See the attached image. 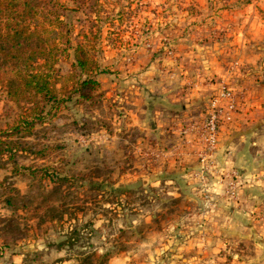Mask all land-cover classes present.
I'll return each mask as SVG.
<instances>
[{
  "label": "rangeland",
  "instance_id": "rangeland-1",
  "mask_svg": "<svg viewBox=\"0 0 264 264\" xmlns=\"http://www.w3.org/2000/svg\"><path fill=\"white\" fill-rule=\"evenodd\" d=\"M53 1L70 42L57 37L68 46L54 78L60 103L48 104L44 122L23 139L43 148L44 158L19 154L12 164L0 154V192L19 190L10 194L15 209L0 204V264H264V142L247 138L245 160L229 166L217 156L220 167L239 171L232 188L230 177L202 176L199 149L186 142L194 137L184 131L188 124L180 127L181 148L180 138L165 134L137 141L144 134L128 118L138 91L191 89L185 71L195 69L193 42L198 26L214 22V8L227 12L217 17L225 16L233 31L200 34L222 43V61L235 65L213 81L233 83L240 111L249 86H264V0ZM79 44L99 67L90 99L74 91V82L86 77L72 65ZM6 80L0 78V132L28 107L9 97ZM259 103L255 113L262 114ZM261 125L248 137L261 136ZM239 133L231 134L230 145L240 146ZM182 150L190 156L179 163Z\"/></svg>",
  "mask_w": 264,
  "mask_h": 264
},
{
  "label": "trees",
  "instance_id": "trees-1",
  "mask_svg": "<svg viewBox=\"0 0 264 264\" xmlns=\"http://www.w3.org/2000/svg\"><path fill=\"white\" fill-rule=\"evenodd\" d=\"M56 7L53 0H0V78L7 77L5 90L13 101L28 104L26 112L0 132V154L6 163L17 164L19 154L33 159L45 155L43 148L23 139L34 132L36 124L44 122L48 104L56 109L60 103L54 78L59 53H65L68 46L57 44V37L65 40L64 44L69 39L63 22L56 16ZM72 65L86 75L74 82V91L83 99H90L100 84L93 75L99 67L83 44L75 48ZM2 168L5 165H0ZM35 173L32 166L30 174ZM41 176L51 177L48 173ZM17 188L3 187L0 196H6L0 197L2 206L15 209L17 200L10 194L18 193Z\"/></svg>",
  "mask_w": 264,
  "mask_h": 264
},
{
  "label": "crops",
  "instance_id": "crops-1",
  "mask_svg": "<svg viewBox=\"0 0 264 264\" xmlns=\"http://www.w3.org/2000/svg\"><path fill=\"white\" fill-rule=\"evenodd\" d=\"M201 3V2H200ZM208 9L204 8V10L201 9L202 12L205 13ZM214 10V11H213ZM212 10V14L214 17L212 18L214 22L211 23L210 28L206 27L204 28L203 25L198 26L199 35L196 39L194 44V58L195 61V69L189 71H185L187 74H192L189 79L192 81L191 89H182L179 90V92H175V94L172 95V93H169V91H164L160 93H152V89H147L145 92L142 93L138 91V98L133 99L134 104L138 105L137 107L131 106L130 108V117L129 118V124L131 126H134L135 128L138 127L143 132V137L139 138V142L141 141H154L156 139H160L165 134L168 137H173V139L176 140L179 139L180 142L177 144V146L180 144V147L183 148L182 144V137L180 136V127L185 126L189 124L192 121H199L203 118L206 110V106L208 103L209 98L214 95L217 91V84L213 79H217L218 77H225L227 75H230L232 71H234V64H225L224 61H222L221 55H219V45H223L218 40L213 39L210 42L206 41V38L210 37V33L203 36L202 32L206 30L213 32L215 29H223L227 31H233V29H229L231 25L226 23L224 21L225 16L221 20L219 15H226L227 12L225 10L219 11L217 8H214ZM201 14V13H200ZM204 14L200 15L203 16ZM201 21V20H200ZM201 23V22H200ZM202 33V34H200ZM237 38V37H236ZM227 39L224 43L226 45L229 43V45L235 44V40L238 41V39ZM241 41V40H240ZM247 41V37L245 38V41ZM189 44H192L188 41ZM185 40H180V43L182 46L189 45ZM241 43V42H240ZM242 44V43H241ZM191 47V46H190ZM193 51V50H192ZM224 51V50H222ZM188 54V53H187ZM243 61V59H241ZM238 60L237 62H241ZM249 67V66H248ZM247 67V68H248ZM245 75V74H243ZM188 79V77H187ZM219 85V84H218ZM252 87V88H250ZM152 88V87H150ZM250 88V99H247V102L243 105L244 107L241 108L240 111L236 114L234 120L231 123H227L222 126L221 133H220V149L218 152V159L219 157L222 159V162L225 163V165L233 164L235 161V158L237 159H243L245 160V151H247V138L248 140H251L253 143H262L264 142V128L263 131H259L258 133L261 136L258 137H252L249 138L248 134L251 132L259 130V127L256 125L259 124V122L262 124L264 122V113L259 114L255 113V111H258V108H256V105L260 104L259 101H262V104L264 102V86L258 85V86H249ZM177 91V90H176ZM257 94L258 96L251 100V95ZM168 95L172 96L170 99ZM160 100V103L158 102ZM157 103H159V107H157ZM165 103V104H164ZM245 108L248 109V111H245ZM258 114V115H255ZM257 116H261L256 118ZM255 125V127H254ZM253 126V127H252ZM252 127V128H251ZM261 127H264V125H261ZM250 130L251 132H249ZM164 131V132H163ZM240 131V146L236 143H232L230 145V141L232 140L231 134H234L235 132ZM163 132V133H162ZM172 132V133H170ZM174 134V135H173ZM165 137V136H164ZM163 140V139H162ZM250 142V141H248ZM195 148L199 149L198 145H194ZM189 147V146H187ZM238 148V149H237ZM185 150V148H184ZM171 152H166L165 154H170ZM190 156V155H189ZM189 156L186 152H183L182 150V157L178 158L179 163L185 162L187 159H189ZM192 156V155H191ZM172 157H168L167 162H173ZM171 158V160H170ZM183 159V160H182ZM192 160H195L194 158H190ZM196 161V160H195ZM166 162V163H167ZM168 163V166H164V169L167 167H170ZM172 164V163H170ZM183 164V163H182ZM185 164V163H184ZM180 165V164H179ZM164 171V170H163ZM169 171L167 169L166 173ZM151 178L155 179L157 176V173H150ZM160 180H155V182H159ZM154 182V183H155ZM4 203H2L3 205Z\"/></svg>",
  "mask_w": 264,
  "mask_h": 264
},
{
  "label": "built area",
  "instance_id": "built-area-1",
  "mask_svg": "<svg viewBox=\"0 0 264 264\" xmlns=\"http://www.w3.org/2000/svg\"><path fill=\"white\" fill-rule=\"evenodd\" d=\"M239 111L236 88L230 80L222 79L217 91L208 100L205 114L199 121L195 120L184 128L194 135L186 142L199 146L198 164L202 176L209 173L221 177H230L232 188L237 183L239 171L235 168L226 170L220 167L217 156L220 147V133L223 125L231 123Z\"/></svg>",
  "mask_w": 264,
  "mask_h": 264
}]
</instances>
